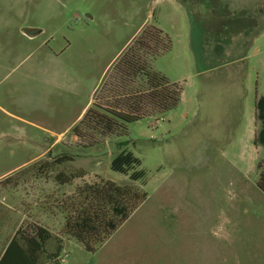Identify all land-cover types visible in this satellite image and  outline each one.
<instances>
[{"label": "rangeland", "instance_id": "obj_1", "mask_svg": "<svg viewBox=\"0 0 264 264\" xmlns=\"http://www.w3.org/2000/svg\"><path fill=\"white\" fill-rule=\"evenodd\" d=\"M148 26L171 40L152 68L182 86L180 104L120 136L78 138L83 108ZM260 96L264 0H0V241L35 221L60 237L61 202L77 186L130 182L111 168L127 149L148 199L95 252L64 236L60 264H264ZM63 155L74 160L40 171Z\"/></svg>", "mask_w": 264, "mask_h": 264}, {"label": "trees", "instance_id": "obj_2", "mask_svg": "<svg viewBox=\"0 0 264 264\" xmlns=\"http://www.w3.org/2000/svg\"><path fill=\"white\" fill-rule=\"evenodd\" d=\"M170 48L171 40L161 28H144L115 64L102 87L103 95L97 96L82 120L73 128L75 135L88 138L92 144L97 142L95 135L103 139L120 136L126 131V123L140 122L150 117L160 118L175 109L182 99V86L152 68L153 60ZM256 108L260 128L255 142L264 147V96L258 98ZM73 160L70 155H63L50 164L45 163L40 171L49 168L55 170L58 165ZM141 166L142 160L132 151H120L113 158L111 168L129 175V183L101 180L77 186L75 193L61 202L65 212L61 236H54L48 226L36 221L26 229L21 226L0 264H40L45 254L60 264L64 236L76 239L87 251L98 250L148 199L149 193L144 188L147 173ZM258 166L261 172L257 185L264 192V160ZM85 175V170L81 169L77 172L60 171L55 177L60 185H66ZM53 238L57 240V250L48 253L47 245Z\"/></svg>", "mask_w": 264, "mask_h": 264}, {"label": "crops", "instance_id": "obj_3", "mask_svg": "<svg viewBox=\"0 0 264 264\" xmlns=\"http://www.w3.org/2000/svg\"><path fill=\"white\" fill-rule=\"evenodd\" d=\"M29 32H31V34H36L35 36H29L30 38H34V37H36V36H38V35H41V34L43 33V31H41V32H36V30H32V31H29ZM23 35H27V34H25V33L23 32ZM94 100H95L94 98L90 99L89 103L83 108V110H82L80 116L78 117L77 125H78L79 122L82 120V118H83V116L85 115L86 111L90 108V106H92ZM49 142H50V145H51V147H52V146H53V138H52L51 140H49ZM39 157H40V155L35 156L33 159H31V160H32L31 162H32V163H33V162H36V161L38 160ZM17 174H18V178H19V179H24V178H25V173H24L23 171H19ZM36 222H38V221H36ZM38 223H40V224H42V225H44V226H48V225H46V224H44V223H42V222H40V221H39ZM18 229H19V228H18ZM18 229L16 230V232L18 231ZM15 234H16V233H15ZM15 234H14V235H15ZM14 235H13L12 237H10V238H9L8 240H6V241H0V261H1L3 255H4L5 251H6V249H7L8 245H9V243L11 242L12 238L14 237ZM51 242H52V241H51ZM51 242H49V243L51 244ZM49 243H48V245H47V250L49 249V248H48V247H49ZM48 253H51V252L48 250ZM46 258L49 259V260H52L51 258H48L47 255L45 254V255H42V257H41V259H40V264H43V260L46 259Z\"/></svg>", "mask_w": 264, "mask_h": 264}, {"label": "water", "instance_id": "obj_4", "mask_svg": "<svg viewBox=\"0 0 264 264\" xmlns=\"http://www.w3.org/2000/svg\"><path fill=\"white\" fill-rule=\"evenodd\" d=\"M36 34H30V36H35Z\"/></svg>", "mask_w": 264, "mask_h": 264}]
</instances>
